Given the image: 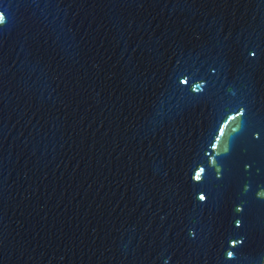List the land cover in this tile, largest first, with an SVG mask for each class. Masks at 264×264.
<instances>
[{"label": "water", "instance_id": "obj_1", "mask_svg": "<svg viewBox=\"0 0 264 264\" xmlns=\"http://www.w3.org/2000/svg\"><path fill=\"white\" fill-rule=\"evenodd\" d=\"M0 9V264H264V0Z\"/></svg>", "mask_w": 264, "mask_h": 264}, {"label": "snow or ice", "instance_id": "obj_2", "mask_svg": "<svg viewBox=\"0 0 264 264\" xmlns=\"http://www.w3.org/2000/svg\"><path fill=\"white\" fill-rule=\"evenodd\" d=\"M5 12H6V10L0 9V21H4L5 20ZM182 69H183V65H179L178 64V67H177L176 71L180 72L181 75L183 74ZM177 79H179V77H177ZM184 82L186 83V81H184ZM236 111H237V115H241V116L244 115L243 108H239ZM220 131L222 132L223 130L220 129ZM257 139L259 140V137H257ZM261 144H264V142H262ZM200 171L203 172V169H201ZM196 179H200L199 175L196 176ZM262 196H264V193H262ZM199 199L200 200H204L205 197L203 195H201L199 197ZM261 202H264V200H262ZM239 223H240L239 220H237L236 224H237L238 227H239ZM243 243H244V241H241V244H243ZM232 244H233V248L235 249L236 241L233 240ZM226 256L228 258V264H232V262L234 261V252L233 251H227L226 252Z\"/></svg>", "mask_w": 264, "mask_h": 264}]
</instances>
